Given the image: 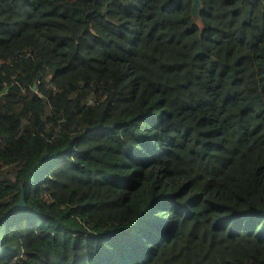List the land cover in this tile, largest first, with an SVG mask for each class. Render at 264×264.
<instances>
[{
	"label": "trees",
	"instance_id": "obj_1",
	"mask_svg": "<svg viewBox=\"0 0 264 264\" xmlns=\"http://www.w3.org/2000/svg\"><path fill=\"white\" fill-rule=\"evenodd\" d=\"M201 4L0 0V264H264V0Z\"/></svg>",
	"mask_w": 264,
	"mask_h": 264
},
{
	"label": "water",
	"instance_id": "obj_2",
	"mask_svg": "<svg viewBox=\"0 0 264 264\" xmlns=\"http://www.w3.org/2000/svg\"><path fill=\"white\" fill-rule=\"evenodd\" d=\"M191 2V19L193 24L198 27L201 31L203 30V22L200 18V13L203 9L201 0H190ZM9 88V87H8ZM8 88H4L1 93H5ZM36 86H33V89H35ZM26 209V205L23 200V194L20 195L19 200L13 205L12 211H18Z\"/></svg>",
	"mask_w": 264,
	"mask_h": 264
}]
</instances>
